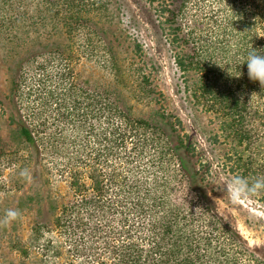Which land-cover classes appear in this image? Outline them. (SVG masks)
<instances>
[{
  "label": "trees",
  "instance_id": "trees-1",
  "mask_svg": "<svg viewBox=\"0 0 264 264\" xmlns=\"http://www.w3.org/2000/svg\"><path fill=\"white\" fill-rule=\"evenodd\" d=\"M133 1L164 42L188 102L209 116L211 152L164 106L137 117L78 81L77 64L100 53L119 77L120 0H0L13 141L6 145L0 128V159L16 145L27 154L23 169L34 162L67 185V195L48 199L52 222L36 220L12 248L34 264H264L221 215L216 189L221 173L264 177V89L245 62L264 50V0ZM130 50L126 68L139 92L161 105L143 45ZM254 199L264 206V192ZM25 204L42 217L36 197Z\"/></svg>",
  "mask_w": 264,
  "mask_h": 264
},
{
  "label": "rangeland",
  "instance_id": "rangeland-1",
  "mask_svg": "<svg viewBox=\"0 0 264 264\" xmlns=\"http://www.w3.org/2000/svg\"><path fill=\"white\" fill-rule=\"evenodd\" d=\"M120 2L122 8L119 15L115 16L116 38L113 39L116 58L121 68L119 77L109 68L104 54L100 53L93 59L83 57L77 64L78 81L93 91L111 94L121 106L130 108L137 117L148 118L153 110L164 106L169 112L178 115L184 123L185 130L194 134L197 140L211 152L206 141L208 137L206 134L210 128L209 116L194 109L188 102L180 74L164 42L141 15L134 1L120 0ZM135 41L143 45L146 60L154 66L155 73L152 77L158 91L157 99L161 105L143 97L137 86L138 79L129 68H126L134 61L130 49ZM6 68L0 59V128L5 144L10 145L13 141L9 136L11 129L7 122L9 109L5 104V95L9 89ZM14 148L16 145L6 149L4 147L5 155L0 159V219L8 209H17L21 215L7 226H0V264H34L31 259L24 262L19 253L12 248V243L19 239L27 240L36 220L47 224L52 222L53 213L49 210L48 199L50 196L67 195V185L58 182L54 177L42 174L40 166L34 162L27 168L30 178L20 177L19 172L23 169V161L27 154L22 152L17 155L12 151ZM19 148H22V145ZM225 178L221 173V182ZM28 196L36 197V202L41 203L43 209L41 218L37 219L36 211L26 206L25 198ZM20 204L25 205L21 207ZM38 204L32 205L37 209ZM218 206L221 215L240 231L249 245L258 248L264 254V206L255 199L232 206L226 197L218 200Z\"/></svg>",
  "mask_w": 264,
  "mask_h": 264
},
{
  "label": "clouds",
  "instance_id": "clouds-1",
  "mask_svg": "<svg viewBox=\"0 0 264 264\" xmlns=\"http://www.w3.org/2000/svg\"><path fill=\"white\" fill-rule=\"evenodd\" d=\"M262 52L264 50L253 48L247 54L245 62L247 63L249 79L253 82L258 81L261 88L264 89V54H261ZM19 176L26 179L30 178L29 170L27 168L21 169ZM216 189L223 193V198L226 197L230 205L238 206L242 202L253 201L257 195L264 192V177L250 182L243 176L235 175L225 178L220 184L216 185ZM209 195H211V192H209ZM199 211L200 208H197L196 212ZM20 215L19 210L8 209L4 217L0 219V226H7L16 221Z\"/></svg>",
  "mask_w": 264,
  "mask_h": 264
}]
</instances>
